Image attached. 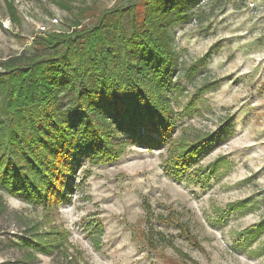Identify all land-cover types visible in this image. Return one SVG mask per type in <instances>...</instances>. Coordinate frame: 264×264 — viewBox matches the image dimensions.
Masks as SVG:
<instances>
[{
    "label": "rangeland",
    "instance_id": "1",
    "mask_svg": "<svg viewBox=\"0 0 264 264\" xmlns=\"http://www.w3.org/2000/svg\"><path fill=\"white\" fill-rule=\"evenodd\" d=\"M5 1L0 61L32 53L37 34L91 25L128 3L12 0V20ZM169 31L173 135L225 124L217 140L172 177L169 143L151 148L116 131L121 146L108 160L83 157L59 204L0 186V264H264V0H197Z\"/></svg>",
    "mask_w": 264,
    "mask_h": 264
},
{
    "label": "trees",
    "instance_id": "2",
    "mask_svg": "<svg viewBox=\"0 0 264 264\" xmlns=\"http://www.w3.org/2000/svg\"><path fill=\"white\" fill-rule=\"evenodd\" d=\"M196 1L128 0L91 25L37 34L32 53L1 60L0 186L59 204L83 157L108 160L121 146L116 131L151 148L169 143L168 174L190 173L225 125L191 140L173 135L167 91L178 60L169 30ZM5 4L16 20L12 0Z\"/></svg>",
    "mask_w": 264,
    "mask_h": 264
}]
</instances>
